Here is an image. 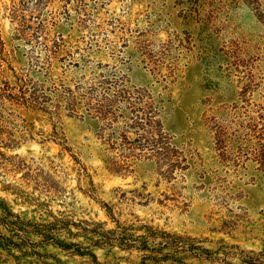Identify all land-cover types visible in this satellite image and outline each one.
<instances>
[{
    "label": "rangeland",
    "instance_id": "rangeland-1",
    "mask_svg": "<svg viewBox=\"0 0 264 264\" xmlns=\"http://www.w3.org/2000/svg\"><path fill=\"white\" fill-rule=\"evenodd\" d=\"M0 81L36 98L0 99L1 234L169 235L195 249L158 264H264V0H0Z\"/></svg>",
    "mask_w": 264,
    "mask_h": 264
},
{
    "label": "trees",
    "instance_id": "trees-1",
    "mask_svg": "<svg viewBox=\"0 0 264 264\" xmlns=\"http://www.w3.org/2000/svg\"><path fill=\"white\" fill-rule=\"evenodd\" d=\"M17 92H13V91ZM21 87H10L8 82L0 81V99H8L14 102L22 100L27 104L28 108H35L33 105L36 98L29 95L27 98L24 97V92L21 91ZM29 229L26 227H16L8 231V234L0 233V264H8V259L2 256L1 252H6L14 264H66L61 263L53 255L47 254L42 250H45L47 246L57 248L61 253L68 257H88L90 264H109L100 263L97 261L95 254L92 252L94 248L105 251V255H110L111 250L117 248L120 251H136L140 253L138 264H158L159 262H165L168 258H176L179 254L178 247L183 251L193 253L192 247H185V243L182 237L169 236L172 241L160 242L157 248L147 247V243H140L136 240H130L131 236L126 234L124 231L116 233V231H101L93 229L90 232L95 235V239L89 242L87 247H81L79 244L66 242L65 238L62 240L56 239L55 236L59 232V228H56L53 224L50 225H34L27 224ZM88 233V230L83 229L82 234ZM67 236H75L66 231ZM29 236H34L35 241L31 240ZM171 248L173 253H165V249ZM47 260H51L53 263H48ZM218 259H210L209 262H214ZM220 260V259H219ZM248 264H254L253 261H244ZM118 264V263H116ZM230 264V263H223Z\"/></svg>",
    "mask_w": 264,
    "mask_h": 264
}]
</instances>
